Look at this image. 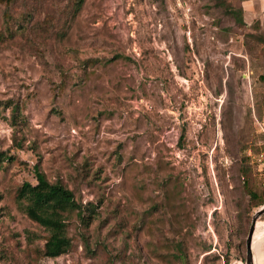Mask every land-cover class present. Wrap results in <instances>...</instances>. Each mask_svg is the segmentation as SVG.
Returning <instances> with one entry per match:
<instances>
[{"label":"rangeland","instance_id":"1","mask_svg":"<svg viewBox=\"0 0 264 264\" xmlns=\"http://www.w3.org/2000/svg\"><path fill=\"white\" fill-rule=\"evenodd\" d=\"M75 1L0 0V264H246L264 29L239 0ZM36 169L86 216L56 257L16 197Z\"/></svg>","mask_w":264,"mask_h":264},{"label":"trees","instance_id":"2","mask_svg":"<svg viewBox=\"0 0 264 264\" xmlns=\"http://www.w3.org/2000/svg\"><path fill=\"white\" fill-rule=\"evenodd\" d=\"M83 0H76L74 12L78 11ZM237 21L245 23L243 9H236ZM182 140V138H181ZM36 183L24 182L17 190L16 197L24 205V212L29 219L49 232L42 256L56 257L71 247V239L67 234L66 216L77 210L81 221L86 217L74 198L73 192L60 182H50L43 172L35 170ZM258 199V206L264 204V188L260 193H252Z\"/></svg>","mask_w":264,"mask_h":264},{"label":"crops","instance_id":"3","mask_svg":"<svg viewBox=\"0 0 264 264\" xmlns=\"http://www.w3.org/2000/svg\"><path fill=\"white\" fill-rule=\"evenodd\" d=\"M247 21H257L264 29V0H239Z\"/></svg>","mask_w":264,"mask_h":264},{"label":"water","instance_id":"4","mask_svg":"<svg viewBox=\"0 0 264 264\" xmlns=\"http://www.w3.org/2000/svg\"><path fill=\"white\" fill-rule=\"evenodd\" d=\"M263 212H264V204L256 211L251 221V225L246 238V261H245L246 264H251L252 262V250H251L252 236L255 230L256 220Z\"/></svg>","mask_w":264,"mask_h":264},{"label":"built area","instance_id":"5","mask_svg":"<svg viewBox=\"0 0 264 264\" xmlns=\"http://www.w3.org/2000/svg\"><path fill=\"white\" fill-rule=\"evenodd\" d=\"M248 154L251 155V152H248ZM255 157L258 162V172L264 177V152L257 154Z\"/></svg>","mask_w":264,"mask_h":264},{"label":"bare ground","instance_id":"6","mask_svg":"<svg viewBox=\"0 0 264 264\" xmlns=\"http://www.w3.org/2000/svg\"><path fill=\"white\" fill-rule=\"evenodd\" d=\"M256 230H257V222L255 224V230H254V233H253V236H252V242H251V250H253L252 252V262L251 264H255V252H254V246H255V240H256ZM255 236V237H254Z\"/></svg>","mask_w":264,"mask_h":264}]
</instances>
